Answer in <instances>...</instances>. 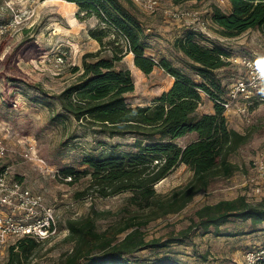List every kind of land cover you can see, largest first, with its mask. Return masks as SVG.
<instances>
[{
  "label": "rangeland",
  "instance_id": "rangeland-1",
  "mask_svg": "<svg viewBox=\"0 0 264 264\" xmlns=\"http://www.w3.org/2000/svg\"><path fill=\"white\" fill-rule=\"evenodd\" d=\"M157 1L160 8L154 13L145 11L133 1L148 34L147 55L156 60L166 57L197 82L204 80L191 69L190 60L174 46L180 38L178 36L193 26L190 18L176 20L165 14L167 10L176 11L178 8L196 12L201 20L209 21L213 40H204L203 44L210 46L214 41L222 42L227 51L246 53L264 63L263 32L248 30L236 38L227 39L211 21L214 7L230 11L229 0ZM103 26L96 16L81 12L76 3L65 0H0V134L10 149L4 163L10 167L12 175L41 193L46 202L55 207L60 230L58 237L40 243L24 254L22 264L59 263L72 247L67 241L69 220L95 215L97 230L102 232L125 217L129 210L136 209L130 205L128 193L101 197L90 189L86 195L79 196L89 186L90 175H82L74 183L65 182L56 175V171L62 172L66 168L82 172L88 168L83 163L85 156L108 151L113 144L132 141L128 137H110L105 132L95 131L86 120L78 121L65 115L58 101V94L75 80L72 68H83L86 54L99 50L101 56L112 54L115 44L109 45L108 41L116 39L114 30L109 28V36L104 39L107 49L90 34V30H99ZM194 26L198 28L199 24ZM29 46H34L36 50L32 54L37 56L24 52ZM119 66L130 67L135 91L127 95V102L134 106L152 105L154 99L168 91L175 80L159 66L150 74L126 59ZM243 73L242 64L229 62L215 72L221 80L222 95ZM203 97L201 111L207 110L206 104L210 103L208 95L203 94ZM255 111L251 122L237 114L227 116L228 123L229 119L236 122L240 132L253 134L251 142L232 157L241 170L229 179H216L207 192L198 194L180 212L152 221L145 228L146 239L149 242L158 240L159 245H150L126 258H137L141 264H245L246 252L264 248V225L262 230L251 233L249 221L241 219H232L222 225L220 235L213 227L205 231L199 226H194L187 236L180 235L191 225L197 209L205 204L242 194L251 201L264 196V189L262 194L256 195L243 185L256 152L264 146V103ZM58 113L63 115L59 117ZM198 113L201 114L200 110ZM193 136L188 134L178 138L176 143L185 146L194 140ZM25 153H29L32 159L25 157ZM39 160H44L45 167L39 164ZM192 177L193 171L182 164L155 188L165 196L186 185ZM11 246H0V264L12 260Z\"/></svg>",
  "mask_w": 264,
  "mask_h": 264
},
{
  "label": "trees",
  "instance_id": "trees-1",
  "mask_svg": "<svg viewBox=\"0 0 264 264\" xmlns=\"http://www.w3.org/2000/svg\"><path fill=\"white\" fill-rule=\"evenodd\" d=\"M65 1L76 3L81 12L104 23L106 27L90 30L102 47L107 49L104 39L109 36V28L114 30L116 39L108 41L109 45L115 44L110 56H101V50L88 53L83 68H72L75 80L58 94L61 109L78 121L86 120L95 131L132 141L85 156L83 163L88 168L82 172L66 168L62 173L73 177L70 183L82 175H90L89 186L79 196L90 189L101 197L128 193L129 203L136 209L129 210L102 232L97 230L95 215L69 220L67 241L72 247L57 264H141L137 258L126 257L150 245H159L158 240L146 239L145 228L152 221L180 212L198 194L207 192L216 179H229L241 170L232 157L251 142L253 134L231 127L224 107L215 101L222 95L221 80L215 72L228 63L222 56H229L231 51L222 42L203 44L206 39L191 28L178 38L175 48L190 60L191 69L204 78L197 82L172 60L166 57L156 60L147 55L148 34L132 0ZM229 2V12L216 6L212 14L224 38L237 37L248 30L264 33V0ZM34 50V46H29L24 52L32 54ZM129 53L134 54L135 66L144 73L150 74L159 66L175 78L172 87L154 99L152 105L134 106L127 102V95L135 91V82L131 70L119 63ZM203 94L214 101V113H198ZM193 132L197 134L195 140L185 146L176 143L178 138ZM182 164L193 171L192 179L168 195L158 193L155 185ZM232 219L249 221L251 233L262 230L264 196L251 201L242 194L205 204L197 209L191 225L180 235L187 236L194 226L205 231L213 227L220 235V227ZM122 233L124 237L119 238ZM38 244L31 238L18 241L11 246L13 257L8 264H22L24 254Z\"/></svg>",
  "mask_w": 264,
  "mask_h": 264
},
{
  "label": "built area",
  "instance_id": "built-area-1",
  "mask_svg": "<svg viewBox=\"0 0 264 264\" xmlns=\"http://www.w3.org/2000/svg\"><path fill=\"white\" fill-rule=\"evenodd\" d=\"M133 1L150 13L160 8L157 0ZM165 12L176 20L192 19L191 29L200 32L206 40H213L209 32V21L201 20L196 12L178 8L176 11ZM210 19L216 25L212 16ZM195 23L199 24L198 28L194 26ZM222 57L231 64H242L244 73L231 84L225 95L215 101L224 107L226 116L237 114L251 122L256 108L264 103V63L254 56L234 50L229 56ZM202 104L201 102L200 106ZM9 152L10 149L0 134V246L15 245L25 238L34 239L38 243L51 241L60 234L56 209L46 202L41 193L33 191L23 180L12 175L10 167L4 163ZM23 155L32 159L29 153ZM38 162L45 167L44 160ZM56 175L65 182L73 180L71 175L60 171H56ZM243 185L251 188L256 195L263 193L264 146L256 152L252 168L246 173ZM244 261L245 264H264V248L246 252Z\"/></svg>",
  "mask_w": 264,
  "mask_h": 264
},
{
  "label": "crops",
  "instance_id": "crops-1",
  "mask_svg": "<svg viewBox=\"0 0 264 264\" xmlns=\"http://www.w3.org/2000/svg\"><path fill=\"white\" fill-rule=\"evenodd\" d=\"M182 33H184L185 34V31L184 32H182ZM184 34H180L178 37H181V35H184ZM238 37V36H237ZM233 38H236V37H233ZM227 39H231V38H227ZM223 44V43H222ZM128 60V61H130V62H132V64L134 63V54L133 53H129V54H127L126 55V57L124 58V60ZM130 68V67H129ZM158 67H155V69L154 70H156ZM203 99H204V97H203ZM209 104H206V105H208V107H207V110H202L201 111V108L202 107H200L199 108V110H200V113L201 114H204V113H214L215 112V108H214V102L210 99L209 100ZM260 109L261 108H259L258 110H257V112L258 111H260ZM231 123V126H233V128H235V129H237L238 128V126H237V123L235 122H230V119H229V124ZM238 130V129H237ZM189 135H194L193 137H194V140L197 138V134L195 133V132H193V133H190ZM196 135V136H195ZM257 144H258V142H256ZM234 198H236V197H234ZM234 198H231V199H234Z\"/></svg>",
  "mask_w": 264,
  "mask_h": 264
},
{
  "label": "bare ground",
  "instance_id": "bare-ground-1",
  "mask_svg": "<svg viewBox=\"0 0 264 264\" xmlns=\"http://www.w3.org/2000/svg\"><path fill=\"white\" fill-rule=\"evenodd\" d=\"M49 1V0H48ZM56 1H63V0H56Z\"/></svg>",
  "mask_w": 264,
  "mask_h": 264
}]
</instances>
